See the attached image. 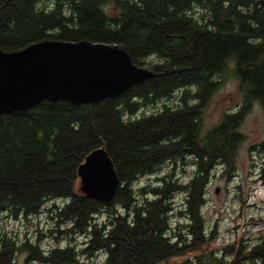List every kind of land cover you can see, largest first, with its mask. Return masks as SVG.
Segmentation results:
<instances>
[{
    "label": "trees",
    "instance_id": "trees-1",
    "mask_svg": "<svg viewBox=\"0 0 264 264\" xmlns=\"http://www.w3.org/2000/svg\"><path fill=\"white\" fill-rule=\"evenodd\" d=\"M42 41L116 45L154 76L113 99L43 102L0 115V218L32 217L46 202L63 199V207L53 206L56 222L88 235L79 252L74 246L44 251L0 234V264H13L20 253L23 264H164L210 244L217 225L206 236L200 211L210 174L220 165L231 177L244 113L255 102L264 113V0H0L1 51ZM229 70L243 106L203 135V108L219 85L215 78ZM171 99L175 106L134 117ZM98 148L107 151L119 179L109 202L77 191V167ZM255 148L264 151V140ZM183 154L196 161L193 177L186 183L161 178L139 200L133 183ZM259 178L264 181V164ZM176 192L185 197L178 213L183 221L171 228ZM102 209L107 224L92 223ZM245 239L252 243L238 239L220 253L210 249L216 255L210 260L199 255L194 262L264 264V233ZM100 252L104 261L90 262Z\"/></svg>",
    "mask_w": 264,
    "mask_h": 264
},
{
    "label": "rangeland",
    "instance_id": "rangeland-1",
    "mask_svg": "<svg viewBox=\"0 0 264 264\" xmlns=\"http://www.w3.org/2000/svg\"><path fill=\"white\" fill-rule=\"evenodd\" d=\"M215 82H219V85L205 103L202 112L203 135L218 125L225 114L236 112L243 106V97L238 89V80L230 70L225 75L217 76ZM175 104V99L159 100L153 105L140 109L134 117L147 116L164 105L175 106ZM238 132L244 136V141L236 153V170L228 178L227 175L222 174L223 167L217 165L213 168L209 183L205 188V202L200 209L204 219L206 236L213 224L217 225V232L213 241L183 256L174 257L164 264H198L194 262V258L200 257L199 255L203 256L205 260H210L209 257L216 256L210 252L214 246H217L216 251L219 253L223 248L236 243L238 239H244L243 245L252 243L245 238L251 237L254 227L264 221V206L253 207L246 202L250 187L257 179H260L259 171L264 164V151L255 148L264 140V113L259 103H253L244 113ZM182 157L183 159L166 160L152 174L140 176L133 183V191L137 198L140 200L142 192H148L160 185L161 178H166V181L175 183L176 181L186 183L193 177L194 163L196 162L194 157L190 154H183ZM79 184L78 179L77 191L80 193ZM216 189H218L217 194L215 193ZM171 200L169 224L171 228H175L178 221H183L178 213L184 210L185 197L183 193L176 192L172 194ZM64 205L63 199L48 201L43 205L41 213L28 218H12L4 214L0 218V234L7 235L18 244L26 241L36 244L44 251L74 246L80 252L88 240V235L86 233H69L68 223L58 224L53 217V206L61 208ZM114 207L122 212V208L118 205H114ZM108 221L109 215L105 209H102L101 213L93 218L92 223L103 225L107 224ZM24 258V254H17L13 264H23ZM104 258L105 254L100 252L95 254L90 262L102 263ZM80 259L85 261L82 256ZM30 264L37 263L32 262ZM244 264L250 263L245 262Z\"/></svg>",
    "mask_w": 264,
    "mask_h": 264
},
{
    "label": "water",
    "instance_id": "water-1",
    "mask_svg": "<svg viewBox=\"0 0 264 264\" xmlns=\"http://www.w3.org/2000/svg\"><path fill=\"white\" fill-rule=\"evenodd\" d=\"M153 76L116 45L42 41L19 51L0 50V115L43 102L86 105L113 99ZM76 175L80 193L97 202L111 201L119 187L104 148L89 152Z\"/></svg>",
    "mask_w": 264,
    "mask_h": 264
},
{
    "label": "built area",
    "instance_id": "built-area-1",
    "mask_svg": "<svg viewBox=\"0 0 264 264\" xmlns=\"http://www.w3.org/2000/svg\"><path fill=\"white\" fill-rule=\"evenodd\" d=\"M247 204L253 207H262L264 206V181L261 179H257L252 186L250 187V191L247 197ZM253 235L259 233H264V221L262 223L257 224L252 230ZM240 234L238 235V237ZM217 246H214L213 249L216 250ZM221 250L219 251V253Z\"/></svg>",
    "mask_w": 264,
    "mask_h": 264
}]
</instances>
